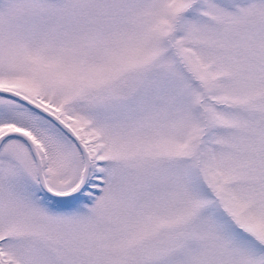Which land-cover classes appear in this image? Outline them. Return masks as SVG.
<instances>
[{
  "label": "snow or ice",
  "instance_id": "6c2138e0",
  "mask_svg": "<svg viewBox=\"0 0 264 264\" xmlns=\"http://www.w3.org/2000/svg\"><path fill=\"white\" fill-rule=\"evenodd\" d=\"M0 264H264V0H0Z\"/></svg>",
  "mask_w": 264,
  "mask_h": 264
}]
</instances>
